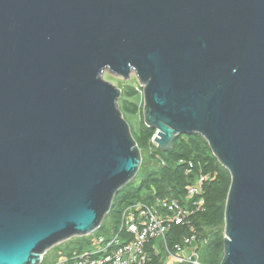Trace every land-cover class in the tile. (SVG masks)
<instances>
[{"label":"water","instance_id":"1","mask_svg":"<svg viewBox=\"0 0 264 264\" xmlns=\"http://www.w3.org/2000/svg\"><path fill=\"white\" fill-rule=\"evenodd\" d=\"M142 87L157 149L230 174L220 264H264V0H0V264L97 230L141 151L104 74Z\"/></svg>","mask_w":264,"mask_h":264},{"label":"trees","instance_id":"2","mask_svg":"<svg viewBox=\"0 0 264 264\" xmlns=\"http://www.w3.org/2000/svg\"><path fill=\"white\" fill-rule=\"evenodd\" d=\"M136 94L137 90L134 87H129L124 96L128 98L134 97ZM120 108L123 114L140 113V130L138 132L131 131L141 153L145 152L146 155H142L141 165L135 177L120 188L114 196L111 209L105 215L100 227L94 231L95 235L92 238L91 235L78 237L70 240L64 246L58 244V246L52 247L57 254L56 261L62 256L69 258L74 253H81L92 248V239L95 237L108 238L118 233L121 212L128 204L137 201L151 202L155 196L167 195H172L185 204V187L194 182L201 169L211 178L203 184L205 211L193 217V223L198 233L208 237L207 245L199 250V258L204 264H220L224 253V206L230 185L228 170L218 162L207 142L199 134L177 135L174 137L172 149L168 151L157 149L156 145L151 142L155 129L145 125L142 108L129 100H124L120 104ZM158 157L165 161L164 165L159 163ZM179 159L185 160V163L178 164ZM189 160L193 162V168L189 174H186L187 161ZM149 163L151 164L149 165ZM186 231L184 226H173L166 235L167 242L174 243ZM119 236L120 242L131 239V236L124 233L123 230L119 232ZM150 246L148 244L146 249H150ZM47 252L44 254L41 264L45 263ZM160 263L161 259L151 254L149 264Z\"/></svg>","mask_w":264,"mask_h":264},{"label":"built area","instance_id":"3","mask_svg":"<svg viewBox=\"0 0 264 264\" xmlns=\"http://www.w3.org/2000/svg\"><path fill=\"white\" fill-rule=\"evenodd\" d=\"M158 160L165 164L161 157ZM177 163H185V160L179 159ZM192 168L193 162L187 161L185 173L189 174ZM210 178L199 170L194 182L185 187V204L167 195L155 196L151 202L126 205L121 212L119 232L123 230L129 234L130 240L120 242L119 232L108 238L95 237L92 248L69 258L62 256L53 264H149L151 254L161 259L160 264H204L200 261L199 250L207 245L208 237L198 233L193 217L205 211L203 184ZM176 225L184 226L187 231L169 244L166 235ZM155 239L160 240L158 244ZM148 244L151 248L147 250Z\"/></svg>","mask_w":264,"mask_h":264},{"label":"rangeland","instance_id":"4","mask_svg":"<svg viewBox=\"0 0 264 264\" xmlns=\"http://www.w3.org/2000/svg\"><path fill=\"white\" fill-rule=\"evenodd\" d=\"M104 79L111 82L112 84L116 85L118 88L121 89V95L118 99V103H119V106L120 104H122V102L124 100H129L131 102H134L136 103L139 107H143V94H142V87L138 84L136 78L131 75L130 78L128 80H123L121 78H118V77H114V76H111L109 75L108 73H105L104 74ZM129 87H134L136 90H137V94L134 96V97H125L124 94L126 93V90H128ZM121 109V108H120ZM123 113V112H122ZM124 118L126 119V121L128 122V124L130 125V128L133 132H138L140 130V124H141V115L140 113H137V114H130V113H124L123 114ZM151 142H152V139H151ZM145 156L146 153L145 152H142L141 153V156ZM151 163H149L150 165ZM109 225V224H107ZM91 235V238L92 236L95 235V232L89 234V235H86V236H90ZM78 237H83V236H76V237H72V239H69L67 241H64L62 243L59 244L64 246L67 242H69L70 240H73L75 238H78ZM159 239H155V243L158 244L159 243ZM87 244V243H86ZM58 246V245H56ZM55 246V247H56ZM54 248H51L50 250H48L47 254L45 255V257L47 258L45 263L43 264H52L53 262H55L58 258L56 257V253L55 251L53 250ZM166 263H168V260L166 261Z\"/></svg>","mask_w":264,"mask_h":264}]
</instances>
